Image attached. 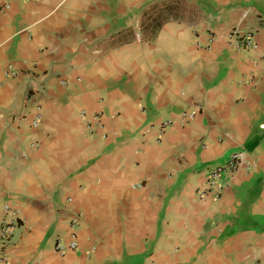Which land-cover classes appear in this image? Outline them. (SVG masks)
<instances>
[{
	"label": "crops",
	"instance_id": "obj_1",
	"mask_svg": "<svg viewBox=\"0 0 264 264\" xmlns=\"http://www.w3.org/2000/svg\"><path fill=\"white\" fill-rule=\"evenodd\" d=\"M5 204L4 264H264V0H0Z\"/></svg>",
	"mask_w": 264,
	"mask_h": 264
},
{
	"label": "built area",
	"instance_id": "obj_2",
	"mask_svg": "<svg viewBox=\"0 0 264 264\" xmlns=\"http://www.w3.org/2000/svg\"><path fill=\"white\" fill-rule=\"evenodd\" d=\"M215 38H216L215 35L209 34L204 46L197 45L198 49L209 50L211 44L215 41ZM224 39L227 46L232 48V50L235 51L236 53L250 50L254 47L253 35L251 32L242 34L236 29H234L228 32L224 36ZM9 71H11L10 67H9ZM9 75L12 76L14 74L10 72ZM62 85H64L63 82ZM80 116L83 118L86 116V113L82 111L80 113ZM99 117L100 114H93L92 116L93 119H98ZM40 119H41V108L39 105H37L31 122L33 128H36L38 126ZM193 119H194V115L191 113H183L180 116V121L182 123L187 121L190 122ZM172 124L173 121L170 119H165L161 121L157 127L158 134L161 135L163 131L166 128L170 127ZM90 127L91 125L88 124L87 128ZM239 160L240 158L238 154H231L224 164L210 168L207 173V182L205 187L200 188L196 192L197 199L202 200L204 196L207 194V192H211V191H213L215 197H220L224 188V185L222 184L224 182V178L233 175L236 172ZM3 213H4V219L2 220L0 225V264H4L7 260L5 250L10 243L15 228L18 227L19 225V219H20L16 209L10 207L7 204L3 205ZM80 217L81 214L77 213L75 215V218L70 222L72 228L78 226ZM76 247L77 246L75 242V234H72L71 241L67 245H62L57 243L55 245V250L58 253L63 254L66 250H75Z\"/></svg>",
	"mask_w": 264,
	"mask_h": 264
}]
</instances>
